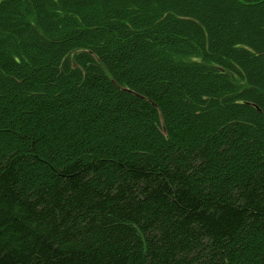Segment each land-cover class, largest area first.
<instances>
[{"label":"trees","instance_id":"16d2710c","mask_svg":"<svg viewBox=\"0 0 264 264\" xmlns=\"http://www.w3.org/2000/svg\"><path fill=\"white\" fill-rule=\"evenodd\" d=\"M0 35V264H264V0H0Z\"/></svg>","mask_w":264,"mask_h":264},{"label":"rangeland","instance_id":"374dc122","mask_svg":"<svg viewBox=\"0 0 264 264\" xmlns=\"http://www.w3.org/2000/svg\"><path fill=\"white\" fill-rule=\"evenodd\" d=\"M0 38H1V35H0ZM35 60H36V63L35 65H33V68L35 71H38V70L40 71V69L43 66L41 63H44L43 58L41 55H38V56L36 55ZM163 64L164 65L169 64V60L165 59L162 62L158 60V58H156L155 55L141 56L133 66H130V67L127 66V70L128 72L134 75L148 74L151 77L150 82H151L152 87L157 88V89H165L171 93H174L175 98H177L180 103L181 102L183 103V99L185 98V93L189 90H194V89L196 90L198 86L195 83L183 85L181 84V82H176L170 85V84H166L165 82H163V78L157 79V77H155L154 75V72L158 68L163 67ZM7 81H10V79H7ZM50 86L56 87L57 84L54 83V84H51ZM82 92L83 94L86 93V91L84 90ZM225 101L227 102L229 100L226 99Z\"/></svg>","mask_w":264,"mask_h":264}]
</instances>
